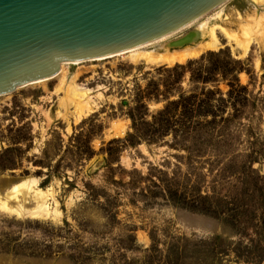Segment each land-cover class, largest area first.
Returning <instances> with one entry per match:
<instances>
[{"label":"rangeland","instance_id":"1","mask_svg":"<svg viewBox=\"0 0 264 264\" xmlns=\"http://www.w3.org/2000/svg\"><path fill=\"white\" fill-rule=\"evenodd\" d=\"M202 22L251 28L248 51L219 30L217 49L172 66L129 54L67 65L89 93L81 117L62 106V75L0 96V198L14 204L12 186L35 180L61 211L0 210V264H264V1L230 0L166 42ZM205 91L216 110L192 113Z\"/></svg>","mask_w":264,"mask_h":264},{"label":"water","instance_id":"2","mask_svg":"<svg viewBox=\"0 0 264 264\" xmlns=\"http://www.w3.org/2000/svg\"><path fill=\"white\" fill-rule=\"evenodd\" d=\"M228 0H0V95L57 75L63 62L138 47Z\"/></svg>","mask_w":264,"mask_h":264},{"label":"bare ground","instance_id":"3","mask_svg":"<svg viewBox=\"0 0 264 264\" xmlns=\"http://www.w3.org/2000/svg\"><path fill=\"white\" fill-rule=\"evenodd\" d=\"M229 1L230 0L225 1L224 3L220 4L219 6L215 7L211 11L204 14L203 16L197 18L196 20L192 21L191 23L187 24L183 28L178 29L171 34H168L158 39H155L153 41L147 42L138 47L127 49L125 51H121L115 54H111V55H107L103 57H97V58L88 59V60L63 62L61 65V69L57 75L50 77V78L34 81L29 84L23 85L21 87H25V86L35 84V83H43L50 79H53L54 77L62 75L63 78H62L59 89L61 91L63 89V91L66 94V97L62 102L63 103L62 106L63 105L68 106L70 104H73L75 106V111H76L77 116L81 117L83 114H86L92 110V106L89 101L90 99L89 93L87 89L84 90L82 87L81 88L78 87L74 82H72L71 79H69L68 75L65 74L64 69H65V66L67 65H78L80 63L87 62V61L104 60V59H109V58H113V57L120 56V55L129 54V56L135 62L144 61L148 65L172 66L176 63H184L189 58L200 55V53L205 50L217 49L221 45V40L218 35L219 30L223 31L226 34L230 42H235L241 47V49L247 52L250 47L252 38L249 36L251 34V28L246 30L244 28L245 26L243 28L245 29L244 34L246 35V37L245 35L243 37L241 34L235 35V34L228 33V31H226L223 28L224 25H222L221 27L219 24L216 23L213 26H211L210 24H208L209 22H202V23H199L200 25L198 26V30L192 32L191 34L186 36V38H184L183 40L179 42H171V43L166 42L170 40L173 36L177 35L178 33L192 27L195 23L199 22L201 19L205 17H209L211 13L223 7ZM254 1L261 4V2H263L264 0H254ZM207 30H209L208 33H210V39L208 41L205 40L206 42H204L201 46L197 48L188 47V49H185L183 51H180L181 49L175 52L170 51L172 49L171 47L180 46L185 41L193 42L203 37L204 35L206 36ZM156 45L159 46L158 48L159 50L163 48L165 52H161L159 50L158 52L150 50V48H153ZM4 95H8V94H4ZM4 95H0V96H4ZM123 131H124L123 129L117 128V133H122ZM36 184L37 182L35 180H25V181L20 182L18 185H13L12 188L10 189V194L8 197H10L11 201H13L14 204H12V202L10 203V201L9 202L3 201L2 198H0V210H4L10 214L18 215L20 217L26 214L30 215L33 218L53 216V219H57L58 217H60L61 211L58 209V206L56 204L57 202L55 203L56 206H51V204L49 203L50 197L53 196L52 193H49L43 189H40L39 187L36 186ZM28 200H31L33 203V205L30 207H27L25 205L30 202Z\"/></svg>","mask_w":264,"mask_h":264},{"label":"trees","instance_id":"4","mask_svg":"<svg viewBox=\"0 0 264 264\" xmlns=\"http://www.w3.org/2000/svg\"><path fill=\"white\" fill-rule=\"evenodd\" d=\"M210 54L211 55L219 56V55H221L223 53L220 52V53H210ZM224 64H225L224 67L221 66V67H219V69L223 67V69L226 70V73L233 74L234 73L233 71H235L236 73H238V71L241 70V68H239V67L237 68V66H236V65H238V61L237 60H234L231 56L229 57V60H227ZM232 77L234 79L233 80L234 83L232 81L231 87L233 89H231V91H229L230 96L233 95V93L235 92L234 87L236 86V84L238 82V77L236 75L233 74ZM209 80H211V79L210 78H206L205 79V82H208ZM211 93H213V91H205L204 92V95H206L205 98L199 99V100H197V97H199V95H192V96H190L191 99L193 100V102L189 103V105H192V108L190 109V111L193 113L197 109L196 108L197 107L196 105L198 104V107H199L198 112H199V114H201V113H204L206 115L213 114V112H214L213 109H215L216 107H215V105L212 104V99L210 97V94ZM182 98H183V100L186 99L185 96H182ZM197 101H199V102L197 103ZM222 101H223V99H222ZM218 109H220V108L218 107ZM165 111H166V109L165 110H162L160 112V114L163 115V113H165ZM171 123H172L171 121L167 120L166 121V128L165 129H168L170 127Z\"/></svg>","mask_w":264,"mask_h":264}]
</instances>
